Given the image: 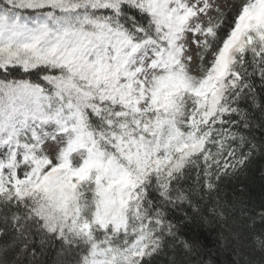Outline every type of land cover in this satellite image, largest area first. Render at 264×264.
<instances>
[{"label": "snow or ice", "instance_id": "6c2138e0", "mask_svg": "<svg viewBox=\"0 0 264 264\" xmlns=\"http://www.w3.org/2000/svg\"><path fill=\"white\" fill-rule=\"evenodd\" d=\"M256 159L264 0H0V264H264Z\"/></svg>", "mask_w": 264, "mask_h": 264}, {"label": "trees", "instance_id": "16d2710c", "mask_svg": "<svg viewBox=\"0 0 264 264\" xmlns=\"http://www.w3.org/2000/svg\"><path fill=\"white\" fill-rule=\"evenodd\" d=\"M261 169H264V160L256 159L250 166L247 175V184L250 192L252 193L255 201L258 203L260 200L262 189H264V181L261 180ZM232 186H229V191Z\"/></svg>", "mask_w": 264, "mask_h": 264}]
</instances>
